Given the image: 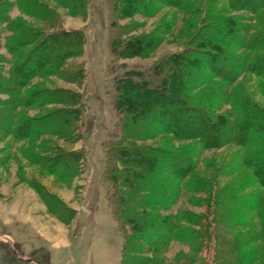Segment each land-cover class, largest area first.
Returning a JSON list of instances; mask_svg holds the SVG:
<instances>
[{
    "label": "rangeland",
    "instance_id": "374dc122",
    "mask_svg": "<svg viewBox=\"0 0 264 264\" xmlns=\"http://www.w3.org/2000/svg\"><path fill=\"white\" fill-rule=\"evenodd\" d=\"M164 1L87 0L74 13L58 0H0V264H264V185L247 165L248 159H256L253 165L264 176V162L256 158L263 149L252 143L263 139L254 129L260 122L244 113L246 129L237 135L252 142L205 148L196 140L159 134L157 127L159 135L146 136L156 110L150 111V100L134 108L124 99L122 105L128 104L136 117L127 134L130 121L120 114L118 100L121 91L126 93L123 82L150 77L153 83L155 65L175 54L207 62L194 53H213L199 42L204 35L218 39L223 19L248 26L245 37L250 41L256 39L252 33L264 37V9L252 15L232 8L228 0H183L178 7ZM126 3L132 14L121 10ZM56 32L82 33L81 54L66 59L57 72L46 68L27 79L24 75L39 68L26 63L30 54L42 58L40 64L59 57L37 46L40 33ZM113 37L142 49L117 55L114 49L122 47L109 44ZM224 41L217 44L236 57L264 54V48L248 52ZM225 62L221 75L233 66ZM250 70L236 75L224 90L264 113V76ZM204 74L209 83L199 85L195 79L190 99L200 108L213 103L208 112L223 122L239 120L243 109L235 113V100H218L224 92L221 79L212 78L211 71ZM215 133L206 129L202 135ZM119 142L125 149L130 145L154 151L162 160L165 154L188 158L192 173L185 182H176L165 174L168 161H161L154 176L159 181L150 180L170 192L155 198L137 189L136 178L145 171L132 176L136 164L130 165L122 152L116 159ZM142 165L151 167L145 160ZM119 172L128 176L131 188L118 185L124 184ZM118 186L132 194L128 203L134 217L148 223L139 237L124 221L129 208L115 211ZM159 222L166 226L159 227ZM167 227L175 236H167Z\"/></svg>",
    "mask_w": 264,
    "mask_h": 264
},
{
    "label": "trees",
    "instance_id": "16d2710c",
    "mask_svg": "<svg viewBox=\"0 0 264 264\" xmlns=\"http://www.w3.org/2000/svg\"><path fill=\"white\" fill-rule=\"evenodd\" d=\"M58 1H60L66 9H71L73 10V12L75 11L76 13L80 11L79 8H84L87 4V0ZM182 2L183 0H165L164 4L171 7H178L182 4ZM228 3L232 8L237 9V11H246L247 13L252 15H256L259 10L264 9V0H228ZM140 4L142 5V3ZM126 5L127 3L123 4V7H125ZM123 9H125L126 12L131 13V9L128 10L126 9V7L121 8L122 11ZM221 21L218 24H224V27L218 30L216 29V33L217 35H219L218 39H216V37H209L204 35L199 42V45L201 47L209 49L213 51V53H194L195 55H201L203 57L208 58L207 62H196V59V61L193 60L190 62L189 59L184 58L187 53L182 52L179 54H175L169 58H166L162 62H159L157 65H155L153 76L156 77V80L153 81V83H151L150 77H147V79L141 77L139 78L140 80L135 82L131 81L130 79L123 82L122 90L125 89L126 93L124 91H121L120 93L122 94H119L118 100L119 103H121V106L119 107V109H121L120 114L123 115L124 119H126L125 121H130L127 122V134H130V123L132 122V120L134 121L136 117L134 118V115L132 113L134 111L132 108H130L128 104L125 106L122 105L126 97H128L127 99L132 102L131 107L133 106L134 108H139L144 101L148 102V100H150L152 104L150 111H153V108L156 109L154 110V112H152L155 116L152 118V120L150 119L151 127L147 129V131H144L145 133L142 131L146 136H152L156 134L159 135L162 133L171 134L173 136H177L178 140H196L200 142V144L205 148L222 146L231 142H237V144L244 146L252 142L249 141V137L240 138L237 135L238 130L246 129L244 115L246 114V117H249L251 115L250 117L252 118H249L248 120L252 119L260 122L254 124V129L256 131H259V133L263 136V139L253 141L252 143L257 144V146L261 147V149H263L262 152L264 153V125H262L264 123L263 111L259 108H254V106L245 98L240 100L238 97H234V95L232 94H230V96H226V92L224 90L227 87H230L235 82L236 75L241 72H246L248 69H251L250 71L252 73H255L256 75L264 76V66L261 67L262 64L264 65V54L256 55V52L253 57H250L249 55H242L243 58L236 57L235 54L223 50L217 44L219 40H222V38H224V43L228 44L229 46H232L231 44H233L234 48L236 49H242L248 52L258 51L264 48V37L259 35L253 36L254 34L252 33V35H250L251 38L256 37V39L250 41V38L245 37V35H248L251 30L248 26L246 27L240 24L236 26L237 24L233 19H223ZM24 30L28 33L27 29ZM241 32L244 33L243 37L239 35V33ZM31 35L32 34L30 33L28 34L29 39L32 37ZM39 37L40 44L37 45L39 47L38 49H43L45 53H51L52 55L59 57L55 60V62L45 59V62H42L40 64L42 58L34 56L33 53L30 54V56H28V59H25L26 63L29 61L30 65H35V68L39 66V68L37 69L36 73H34L35 71H33L28 75H24L27 79L30 78L32 75H38L40 71L46 68H52L57 72L66 59H68L69 57L79 56L82 52V48L84 45L83 36L80 32H56L52 35H45L43 33H40ZM115 38L117 37L111 38L109 40V44L113 45L119 43L121 45L122 48H115L113 51V53L115 52L117 53V55H120V53L126 51H128L132 55H135L139 52V49H142V47L133 46V44L129 43V41H126V44H123L121 40H119L118 42H114ZM221 55H224L225 58H227L229 61L233 60L236 62H225L226 59H218V57H220ZM224 62L227 64L228 68H230V64H233L232 67L234 68L231 67L232 69L230 68L229 70H225V74L221 75V65ZM237 63H239L238 71L236 73H233V70L235 69ZM22 65L24 66L25 64ZM184 65L186 67H184ZM258 66H260L261 68H259ZM21 69L22 67L20 65L18 71H20ZM206 71L212 72V74L214 75L212 78L221 79V83L218 85L221 90H224V92L222 94L219 93V102L228 99V103L230 102L232 104L233 100H235V102L238 100L236 103H233L235 107H232L234 108L235 113L239 115L241 109H243V116L240 115L239 120H235L234 122H223V117L216 116L208 112V109H210V107H213V103L207 102L205 108H200L190 99L188 93L190 90L194 89V86H196L195 83L193 84L194 86L192 85L195 79H197L195 82H198L199 85H205L206 83H209L206 75L204 74ZM187 73L189 74V77ZM197 73L199 74V76ZM122 96H124L125 98ZM220 126H223L224 128L222 132H220L219 130ZM156 127L162 130L159 132V134L157 133ZM173 128H177V130L174 131ZM206 129H211L213 133H216L214 135L211 134V137H208L206 135L203 136L202 134L205 133ZM182 132L185 135L181 137L178 134H181ZM115 152H117L118 154L116 159L120 158L119 155H121L122 152L126 154V156L130 159V165L136 164L134 166L138 167V170H131L132 176H136L140 172L145 171L144 176L138 175L136 178L140 180V183L137 182L136 179L132 183L135 185V183L137 182L136 186H140L137 189H143L150 195L155 196V198L165 196V193H167L166 187H164L163 185L155 186V184L153 185V182H151L152 180H150V176H152L153 180L157 179L159 181V178H154V176L158 175L156 171L161 169L162 167L161 161H168L167 167L165 169V174L170 175L172 177L171 179H174L176 182H185V180L188 179L192 173L190 160L188 158L187 160L186 158L185 160H179L180 155L177 154H165V159L162 160L159 158V155L153 154L154 151H149L140 147L130 145L127 146V148L125 149L124 144H122L121 142L116 144ZM256 158L257 161L262 159V161L264 162V154L260 155L259 157L257 155ZM143 160L151 163V167H147L146 165L143 166ZM255 160L256 159H254L253 161L251 160V162L248 159L247 165L251 167V171L255 176L256 181L262 182L264 185V176L259 175L256 171L255 166L253 165ZM128 167L130 168L131 166ZM120 173L121 172L116 173L117 177L121 178V180H124V184H121L118 181L117 182L119 184H117L121 186L124 185L125 187L129 186V184L127 183V180H129L128 176H123ZM127 188L131 187L129 186ZM152 188H155V190ZM169 192L170 190L168 188V193L166 196H168ZM113 196V202L115 203V211H123L127 209V207L129 208L130 203L128 202L129 199L132 198V194H125L123 191H120L118 186L115 189ZM129 210L130 211L126 212V214L124 215V221L126 225L130 226L129 229H131L135 233V235L138 236V231L140 229L145 230V228H147L148 223L146 224L145 221L141 223L142 220L139 219V216L135 215L134 217L135 212L133 211V209L129 208ZM164 225L166 226V224L159 222L158 226L160 227ZM153 229L155 231H158L154 227ZM166 231V233H168L167 236H175L176 232L173 228L170 230V228L167 227ZM163 236L165 235L163 234ZM128 238L130 237H127L126 239ZM161 238L162 235H160L158 238L155 237L153 241L155 242L156 240H159Z\"/></svg>",
    "mask_w": 264,
    "mask_h": 264
}]
</instances>
